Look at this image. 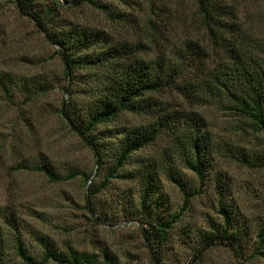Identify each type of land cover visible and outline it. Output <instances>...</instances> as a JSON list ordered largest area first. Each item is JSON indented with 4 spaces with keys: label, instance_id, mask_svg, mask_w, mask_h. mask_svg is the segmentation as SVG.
<instances>
[{
    "label": "rangeland",
    "instance_id": "rangeland-1",
    "mask_svg": "<svg viewBox=\"0 0 264 264\" xmlns=\"http://www.w3.org/2000/svg\"><path fill=\"white\" fill-rule=\"evenodd\" d=\"M15 1L0 0V264H24L18 243L43 264H264L257 235L264 227V132L223 98L197 97L194 69L210 45L195 0H98L102 8L28 0L49 39ZM231 1L239 27L264 41V0ZM123 43L132 59L169 68L190 55L191 68L138 100L151 104L149 112L122 111L81 135L60 109L70 106L84 129L96 103L90 92L111 97L119 72L115 61L92 59ZM68 53L76 62L67 69ZM155 121H171L170 131L164 125L118 166L127 131ZM198 121L208 134L202 179L185 163L186 133ZM41 164L63 179L50 180L36 169ZM221 204L231 215L230 239L220 237ZM159 223L168 224L162 240L153 230ZM143 230L152 233L148 241ZM261 245L264 252V239Z\"/></svg>",
    "mask_w": 264,
    "mask_h": 264
},
{
    "label": "trees",
    "instance_id": "trees-1",
    "mask_svg": "<svg viewBox=\"0 0 264 264\" xmlns=\"http://www.w3.org/2000/svg\"><path fill=\"white\" fill-rule=\"evenodd\" d=\"M195 2L199 24L206 34L210 45L206 53L204 52L201 66H196L194 69L195 76L199 78L197 97L201 99L223 98L227 101L226 108L228 110L245 117L258 131L264 132V41L252 37L248 31L239 27L233 16V1L195 0ZM70 3L73 5L87 3L99 8L103 7L98 3V0H70ZM15 4L18 12L32 18L49 39L50 33L47 27L36 11L31 8L29 1L16 0ZM60 38L61 36H58L56 42L63 43ZM132 54L133 49L131 46L123 43L110 47L104 54L95 56L92 59L94 63L103 61L107 63L108 60L115 61L119 66V72L111 83V86H114L111 91V97L105 95V92H90V95L96 96L94 99L96 103L85 123L84 129L78 127L72 116L71 107L68 105L62 106L60 109L61 114L72 130L83 135L85 131L91 130L100 123H108L114 118L115 114L122 111L149 112L151 104L147 101L140 103L138 100L148 93H155L165 89L170 83H174V79L181 75L182 71L189 66L185 62H188L190 55H182L181 61L174 62L168 68L161 61L132 59ZM71 55V53H68L64 57L67 69L76 62L71 58ZM129 59L131 61H127ZM207 62L210 63L211 67L206 66ZM65 76H68V72H65ZM2 77L5 79L7 76L4 74ZM169 123L171 121L166 123L155 121L148 126L130 128L127 131L129 137L117 155L116 164L119 166L125 163L134 151L153 143L160 133L163 132L164 128L162 129V127L164 125L170 131ZM195 125L191 126L186 133L191 150V159H186L185 163L199 179H202L204 175L202 158L205 148V137L203 135L208 134L202 131L201 127L203 124H200L199 121ZM98 162L97 158L96 163L98 164ZM36 169L42 171L50 180L63 179V177L55 174L44 164L37 165ZM91 194L92 191H89L86 199V206L90 211L93 210V206L90 203ZM218 211L225 223L220 237L230 239L226 235L227 227L231 221L229 209L226 205L221 204ZM167 225V223L153 225V230L160 240L165 237ZM151 235L150 231L143 230V238L146 241L151 238ZM257 235L260 242L258 253L264 257V252L260 250L264 239V227L259 230ZM16 252L24 260V264H43L46 260L35 262L24 252L19 243L16 247ZM49 257L55 258L54 253L46 249V258Z\"/></svg>",
    "mask_w": 264,
    "mask_h": 264
}]
</instances>
